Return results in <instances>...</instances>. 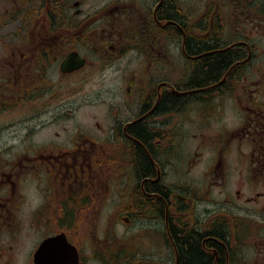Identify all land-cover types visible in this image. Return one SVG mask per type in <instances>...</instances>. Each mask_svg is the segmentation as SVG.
I'll return each mask as SVG.
<instances>
[{
    "label": "flooded vegetation",
    "instance_id": "obj_1",
    "mask_svg": "<svg viewBox=\"0 0 264 264\" xmlns=\"http://www.w3.org/2000/svg\"><path fill=\"white\" fill-rule=\"evenodd\" d=\"M109 207L264 264V0H0V264H120Z\"/></svg>",
    "mask_w": 264,
    "mask_h": 264
},
{
    "label": "rangeland",
    "instance_id": "obj_2",
    "mask_svg": "<svg viewBox=\"0 0 264 264\" xmlns=\"http://www.w3.org/2000/svg\"><path fill=\"white\" fill-rule=\"evenodd\" d=\"M133 65H134L133 63H131V64H127L126 62L120 63V67H125V68H130ZM194 173L195 174H193V175H191V176H189L187 178L189 179V181H196V182H198L197 180H199V177H200L199 175L200 174H198V171H195ZM111 186L113 188L112 189L113 191H111L109 193L110 196L113 199L118 198L119 195H120V189H116V183L111 184ZM216 190H217V188L213 187L212 193H216ZM120 210H121L120 208H115V207L114 208L109 207L107 209V214L109 216H111V218L108 221L109 223H107V224L105 223V226L103 224L102 229H104V227H105V229L108 228V231L109 232H112L113 229H115L116 238L120 242V264H123V262H126L127 260H131L130 257L127 260L124 258V256L126 254L127 255H130L129 252H128L129 249H127V248H129L128 245L135 244V246L133 248H131V249H139L138 251H135L134 250V252L131 253V257L132 258H133V256L135 257L136 254H138L137 252H139L140 249H142V251L147 250V249L144 248V247H137L136 246V243H135V241L137 240L136 231L139 229V224H140L138 221L137 222H134V223H138V224L135 225L136 227H134V226L132 227L131 226V228H128V226L126 225L127 222H124V221L121 222L122 220H120L119 217H117V218H119L120 222L119 223H113L112 219L115 218L114 217L115 215H117V214H119L121 212ZM97 225H99V224H97ZM112 235L113 234H109V236H108L109 239H110V241L112 240ZM124 244H126V246ZM130 264H138V262L135 261V260H132L130 262Z\"/></svg>",
    "mask_w": 264,
    "mask_h": 264
},
{
    "label": "trees",
    "instance_id": "obj_3",
    "mask_svg": "<svg viewBox=\"0 0 264 264\" xmlns=\"http://www.w3.org/2000/svg\"><path fill=\"white\" fill-rule=\"evenodd\" d=\"M212 63H209L208 66H212ZM215 68L218 69L219 66H223L221 61L216 62ZM211 72L213 69H210ZM216 71V70H215ZM180 247V264H206L207 260L203 259L201 252L199 251L196 241L188 239L186 242H183L179 245Z\"/></svg>",
    "mask_w": 264,
    "mask_h": 264
},
{
    "label": "water",
    "instance_id": "obj_4",
    "mask_svg": "<svg viewBox=\"0 0 264 264\" xmlns=\"http://www.w3.org/2000/svg\"><path fill=\"white\" fill-rule=\"evenodd\" d=\"M76 263H77V257H76L75 252H74L73 264H76ZM59 264H60V262H59Z\"/></svg>",
    "mask_w": 264,
    "mask_h": 264
}]
</instances>
